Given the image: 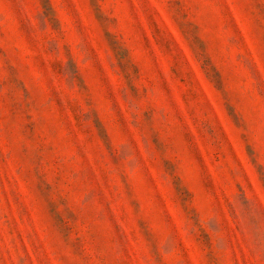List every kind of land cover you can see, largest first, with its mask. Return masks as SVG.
I'll use <instances>...</instances> for the list:
<instances>
[{
  "label": "rangeland",
  "instance_id": "1",
  "mask_svg": "<svg viewBox=\"0 0 264 264\" xmlns=\"http://www.w3.org/2000/svg\"><path fill=\"white\" fill-rule=\"evenodd\" d=\"M0 264H264V0H0Z\"/></svg>",
  "mask_w": 264,
  "mask_h": 264
}]
</instances>
